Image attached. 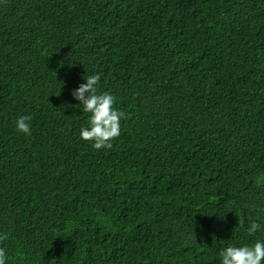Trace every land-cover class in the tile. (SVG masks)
Here are the masks:
<instances>
[{"label": "trees", "instance_id": "16d2710c", "mask_svg": "<svg viewBox=\"0 0 264 264\" xmlns=\"http://www.w3.org/2000/svg\"><path fill=\"white\" fill-rule=\"evenodd\" d=\"M93 73L125 114L106 150L71 95ZM254 221L264 0H0L8 264H220Z\"/></svg>", "mask_w": 264, "mask_h": 264}, {"label": "clouds", "instance_id": "9594fccd", "mask_svg": "<svg viewBox=\"0 0 264 264\" xmlns=\"http://www.w3.org/2000/svg\"><path fill=\"white\" fill-rule=\"evenodd\" d=\"M85 83L71 93L79 101L82 113L88 114L87 123L80 128V139L90 142L96 150L110 149L121 135V121L124 113L115 107L116 97L100 90L101 74L93 73L84 77ZM17 131L31 135L30 117L21 115L15 121ZM250 234L264 232V224L250 222ZM8 239L7 233H0V242ZM0 264H8V254L0 247ZM220 264H264V239H258L251 245H230L222 249Z\"/></svg>", "mask_w": 264, "mask_h": 264}]
</instances>
